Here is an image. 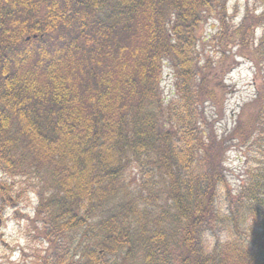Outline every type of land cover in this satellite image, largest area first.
I'll use <instances>...</instances> for the list:
<instances>
[{
  "label": "trees",
  "instance_id": "obj_1",
  "mask_svg": "<svg viewBox=\"0 0 264 264\" xmlns=\"http://www.w3.org/2000/svg\"><path fill=\"white\" fill-rule=\"evenodd\" d=\"M208 16L221 25L210 40L220 60L237 47L255 69V98L226 137L216 129L226 68L199 52ZM229 22L228 0H0V162L52 172L53 198L41 201L50 220L105 234L87 264L112 245L143 264H264V37L252 28L264 30V12ZM164 61L175 101L159 95ZM231 141L246 150L236 191Z\"/></svg>",
  "mask_w": 264,
  "mask_h": 264
},
{
  "label": "rangeland",
  "instance_id": "obj_2",
  "mask_svg": "<svg viewBox=\"0 0 264 264\" xmlns=\"http://www.w3.org/2000/svg\"><path fill=\"white\" fill-rule=\"evenodd\" d=\"M8 2L5 3V5ZM44 11V6H43ZM264 12V0H228L229 27L245 23L247 16L257 17ZM174 14L171 13V17ZM221 25L217 19L210 16L201 26L200 33L207 41L199 47L203 62L207 58L218 61V67L225 69L221 80L216 81L220 87L218 93L224 96V118L216 122L217 135L228 136L234 129L238 113L244 105L255 98L256 81L254 66L248 58L238 54V48L232 49L231 61L220 60L219 47L211 43V38L217 34ZM254 38L262 40L264 30L253 24ZM233 60V61H232ZM222 61V62H221ZM174 70L170 63L163 62L159 95L167 101L177 100L178 94L175 87ZM229 93V94H228ZM225 94V95H224ZM164 100V102H166ZM208 115L213 113L211 103L205 105ZM216 119L217 116L215 115ZM226 153L225 167L228 174V185L237 190L243 179L246 166V150L237 143L231 141ZM22 150L15 153L14 163L19 161ZM1 161V160H0ZM5 162H0V264H87L86 253L93 251L98 244L108 243L105 234H102L93 226H81L68 228L61 227L63 222H53L51 215L46 214L45 206L41 201L47 200L55 192L51 173L43 170L34 172L28 170V165L9 171ZM125 178L132 190L137 191L138 172L135 166H130L125 172ZM48 193L40 199L39 193ZM162 197V196H160ZM162 201L157 202V207ZM142 209V206L140 207ZM55 218L56 215H53ZM124 221L134 227L137 216L124 215ZM97 221V219H95ZM89 235V236H88ZM113 253L109 258L103 259V263L110 260L111 263L143 264L139 253L128 255L130 246H124L117 250L112 245ZM88 250V251H86ZM131 250V249H130Z\"/></svg>",
  "mask_w": 264,
  "mask_h": 264
},
{
  "label": "water",
  "instance_id": "obj_3",
  "mask_svg": "<svg viewBox=\"0 0 264 264\" xmlns=\"http://www.w3.org/2000/svg\"><path fill=\"white\" fill-rule=\"evenodd\" d=\"M30 38H28V40H29Z\"/></svg>",
  "mask_w": 264,
  "mask_h": 264
}]
</instances>
